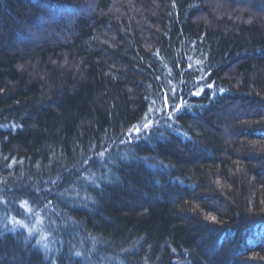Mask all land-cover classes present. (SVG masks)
Here are the masks:
<instances>
[{
	"label": "trees",
	"instance_id": "1",
	"mask_svg": "<svg viewBox=\"0 0 264 264\" xmlns=\"http://www.w3.org/2000/svg\"><path fill=\"white\" fill-rule=\"evenodd\" d=\"M0 264H264V0H0Z\"/></svg>",
	"mask_w": 264,
	"mask_h": 264
},
{
	"label": "snow or ice",
	"instance_id": "2",
	"mask_svg": "<svg viewBox=\"0 0 264 264\" xmlns=\"http://www.w3.org/2000/svg\"><path fill=\"white\" fill-rule=\"evenodd\" d=\"M210 87H211V86H210ZM194 94H195V95H199L200 93L197 92V93H194ZM184 106H185V104H184V102L182 101L181 104L174 105L173 107H174V109H175L176 111H179V110H180L182 107H184ZM168 115L171 116V113H169ZM150 126H151V121H149L148 123H145V124L143 125V129L147 130V129L150 128ZM135 131H136V133H140L141 129H140V128H136ZM101 155H103V154H101ZM24 203H25V205L27 204V202H24ZM213 219H215V217H213Z\"/></svg>",
	"mask_w": 264,
	"mask_h": 264
}]
</instances>
